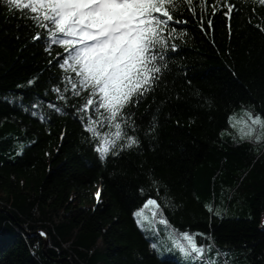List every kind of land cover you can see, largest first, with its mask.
<instances>
[{
  "label": "trees",
  "instance_id": "16d2710c",
  "mask_svg": "<svg viewBox=\"0 0 264 264\" xmlns=\"http://www.w3.org/2000/svg\"><path fill=\"white\" fill-rule=\"evenodd\" d=\"M225 2L240 9L231 38L221 5L204 12L203 27L199 8L180 14L188 34L172 71L135 110L141 147L105 161L75 115L43 106L56 102L49 89L61 73L48 61L62 49L46 52L31 20L0 2V264H185L154 252L135 222L140 189L156 197L153 180L158 199L175 204L165 210L172 227L211 237L198 242L213 245V258L220 251L219 264H264V144L235 142L228 124L242 107L264 113V32L254 26L264 8Z\"/></svg>",
  "mask_w": 264,
  "mask_h": 264
},
{
  "label": "snow or ice",
  "instance_id": "6c2138e0",
  "mask_svg": "<svg viewBox=\"0 0 264 264\" xmlns=\"http://www.w3.org/2000/svg\"><path fill=\"white\" fill-rule=\"evenodd\" d=\"M9 13H19L22 19L31 20L34 29L32 39L41 41L44 50L53 54V46L62 49L55 54V60L48 63L60 71L49 89L56 96V102H44L43 106L52 112L75 115L86 138L92 142L94 151L102 161L108 157H119L121 153L139 149L141 139L136 111L155 92L167 74L172 71L170 64L173 54L179 52L177 41H182L188 33L179 28L188 23L180 19L182 12L197 16L203 27V14L210 7L215 15L221 9L228 18L229 37L232 35L233 12L239 13L236 4L216 0L208 5V0H0ZM248 4L250 0H242ZM253 5L264 8V0H251ZM256 12V7H253ZM264 19V18H261ZM252 23V17H249ZM209 26L212 21H207ZM264 32V25H254ZM36 80L28 81L34 85ZM48 93L46 92V95ZM40 108L37 100L32 105ZM72 111L69 112L68 109ZM243 115L233 113L228 124L235 130V142L264 144V113L252 108H243ZM35 114V113H34ZM45 119V117H41ZM155 122L145 135L155 132ZM223 136L224 133L222 132ZM63 139V137H61ZM156 197L149 190L141 188L146 196L141 207L133 215L138 228L150 241V248L160 252L165 244L161 229L185 261V264H219L213 258V245L199 243L198 238L210 241L204 233L180 232L172 227L165 215L166 208L175 207L166 194L160 197L161 185L153 180ZM100 193H97V201ZM209 212L211 205L206 206ZM216 215L220 211L216 210ZM41 236L46 237L44 232ZM171 250V249H169ZM223 255H227L224 253Z\"/></svg>",
  "mask_w": 264,
  "mask_h": 264
},
{
  "label": "rangeland",
  "instance_id": "374dc122",
  "mask_svg": "<svg viewBox=\"0 0 264 264\" xmlns=\"http://www.w3.org/2000/svg\"><path fill=\"white\" fill-rule=\"evenodd\" d=\"M231 130L235 133V130L234 129L231 128ZM166 247L167 246H165V244H164V246L162 247V250L161 251L162 252H165L168 255L177 254V256L183 261V258L181 257L180 253L175 248L172 249L170 247H167V248ZM169 249H171V250H169Z\"/></svg>",
  "mask_w": 264,
  "mask_h": 264
}]
</instances>
